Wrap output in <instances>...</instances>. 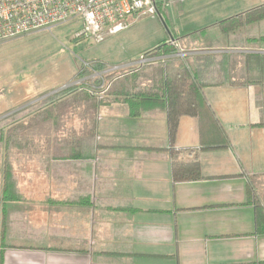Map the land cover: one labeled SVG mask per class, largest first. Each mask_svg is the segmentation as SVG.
<instances>
[{
    "label": "crops",
    "instance_id": "crops-1",
    "mask_svg": "<svg viewBox=\"0 0 264 264\" xmlns=\"http://www.w3.org/2000/svg\"><path fill=\"white\" fill-rule=\"evenodd\" d=\"M208 41L185 55L221 61L224 82L202 88L215 121L181 115L169 137L152 68L162 56L96 92L94 72L75 75L92 96L60 105L58 127L45 109L18 120L30 124L3 167L0 264H264V80L246 67L264 56V18ZM173 160L197 161L200 176L174 180Z\"/></svg>",
    "mask_w": 264,
    "mask_h": 264
},
{
    "label": "rangeland",
    "instance_id": "rangeland-1",
    "mask_svg": "<svg viewBox=\"0 0 264 264\" xmlns=\"http://www.w3.org/2000/svg\"><path fill=\"white\" fill-rule=\"evenodd\" d=\"M258 1L165 0L159 13L143 12L137 17H128L115 31L104 28L94 36L75 38L74 32L80 28V21L72 20L50 29L30 31L2 40L0 113L30 105L28 103L53 94L54 90L58 92L78 86L73 78L84 61L97 59L118 69L141 68L144 63L139 60L144 54L172 38L178 40L177 44L182 49H204L209 39L220 35L218 21L253 7ZM53 127H58V124ZM14 149L11 147L4 153L1 146V153L5 154L3 167L11 162L10 154ZM3 167L1 163L0 185Z\"/></svg>",
    "mask_w": 264,
    "mask_h": 264
},
{
    "label": "trees",
    "instance_id": "trees-1",
    "mask_svg": "<svg viewBox=\"0 0 264 264\" xmlns=\"http://www.w3.org/2000/svg\"><path fill=\"white\" fill-rule=\"evenodd\" d=\"M264 18V4L253 7L243 13L233 15L218 21L216 24L220 30V34H226L236 31L244 24L256 22ZM165 40L159 44L156 48L144 54L145 57H163L156 61L154 60L152 65L155 76L160 81V92L162 93L164 100V108L167 117V128L169 137H173L176 132L178 120L181 115L197 116L201 123H205L208 120L215 121L212 111L206 101L202 88L204 86H216L224 82L225 73L222 77L220 75L219 63L220 59L216 55L207 53L193 54L192 56H177L178 49L175 46L169 45ZM179 49L181 47H178ZM182 49V48H181ZM180 49V50H181ZM189 48L182 49V52H190ZM152 63V62H151ZM149 62H145L142 66L148 65ZM86 65V66H84ZM247 67V80L248 81H260L264 80V56L248 55L246 59ZM107 64L100 62L99 60L85 61L81 63L76 74V79L86 76L92 72L110 69ZM133 69V66L128 70ZM127 70L113 69L102 76H95L91 80V85H99L102 79H109L114 74H122ZM88 82V81H87ZM89 83V82H88ZM77 85L66 87L54 92L41 100L34 102L30 105L11 112L15 108L8 109L0 113V167L4 164L3 155L4 151L11 147L17 148L18 143L21 144V134L24 136V145L27 146L26 135L29 130V124L27 120L23 123H19L23 117L28 116L35 112V110L45 109L44 115L49 118L51 126H55L53 120L50 117H58L60 105L66 107L72 101L76 99H83V97L92 96L85 89H80L81 83ZM80 84V85H79ZM85 85V84H84ZM95 91L98 88L90 87ZM151 96H158V92H153ZM66 97V99H65ZM63 107V111H64ZM68 114H74V106L67 108L65 111ZM11 112V113H9ZM9 113V114H7ZM7 114V115H5ZM45 118V119H46ZM44 119V117H43ZM93 122V121H92ZM58 124V123H57ZM36 132H40L43 129V124L40 128H37ZM50 128V127H49ZM16 133H12V131ZM34 130V129H33ZM53 130V129H52ZM31 131V130H30ZM94 137V126H91V133L88 137ZM15 142V143H14ZM18 142V143H17ZM17 143V144H16ZM228 141L225 136H222L220 142L216 144L218 147L227 146ZM1 146L3 147V154L1 153ZM24 146V147H25ZM173 153V150H171ZM2 157V161H1ZM6 168V163H5ZM172 176L174 180H192L200 176L199 164L197 161H172ZM257 223L261 222L260 217H264L262 209L258 204L255 205Z\"/></svg>",
    "mask_w": 264,
    "mask_h": 264
},
{
    "label": "built area",
    "instance_id": "built-area-1",
    "mask_svg": "<svg viewBox=\"0 0 264 264\" xmlns=\"http://www.w3.org/2000/svg\"><path fill=\"white\" fill-rule=\"evenodd\" d=\"M165 0H0V41L11 39L30 31L50 29L72 20L80 21L75 38L94 36L104 28L115 31L131 16L143 12L159 13ZM167 42V41H166ZM169 45L178 49L177 56H184L177 41ZM154 58L142 56L140 63ZM117 69L115 67L110 70ZM100 76L94 72L92 77ZM76 83H79L78 81ZM93 88H96L93 86Z\"/></svg>",
    "mask_w": 264,
    "mask_h": 264
},
{
    "label": "water",
    "instance_id": "water-1",
    "mask_svg": "<svg viewBox=\"0 0 264 264\" xmlns=\"http://www.w3.org/2000/svg\"><path fill=\"white\" fill-rule=\"evenodd\" d=\"M53 92H56V90L52 91V93H53ZM7 114H8V113H7ZM7 114H5V115H7Z\"/></svg>",
    "mask_w": 264,
    "mask_h": 264
}]
</instances>
